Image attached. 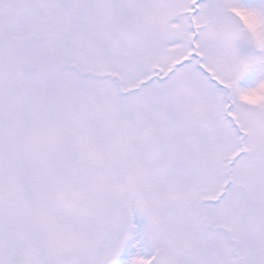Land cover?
<instances>
[{
    "label": "flooded vegetation",
    "instance_id": "af4514ba",
    "mask_svg": "<svg viewBox=\"0 0 264 264\" xmlns=\"http://www.w3.org/2000/svg\"><path fill=\"white\" fill-rule=\"evenodd\" d=\"M228 10L0 0V264H264V90Z\"/></svg>",
    "mask_w": 264,
    "mask_h": 264
},
{
    "label": "rangeland",
    "instance_id": "374dc122",
    "mask_svg": "<svg viewBox=\"0 0 264 264\" xmlns=\"http://www.w3.org/2000/svg\"><path fill=\"white\" fill-rule=\"evenodd\" d=\"M224 8L231 7L244 22V35L250 41L254 56L255 86L264 90V0H222ZM2 83H10V80ZM262 95L264 92L262 91ZM0 109H8L5 105ZM5 123H0V126ZM8 128V127H6ZM9 129V128H8ZM2 128L0 129V133ZM3 134H0V137ZM19 135V134H18ZM3 142V141H2ZM2 145L0 139V146Z\"/></svg>",
    "mask_w": 264,
    "mask_h": 264
},
{
    "label": "water",
    "instance_id": "95a60500",
    "mask_svg": "<svg viewBox=\"0 0 264 264\" xmlns=\"http://www.w3.org/2000/svg\"><path fill=\"white\" fill-rule=\"evenodd\" d=\"M130 16L124 17V19H129ZM225 20L227 21V31H237V29L241 26V18L235 14L233 11L228 10L225 12ZM20 19V11L15 12L13 15L6 18L7 23H16ZM233 28V29H232ZM226 31V33H227ZM10 264H21L19 262H12Z\"/></svg>",
    "mask_w": 264,
    "mask_h": 264
}]
</instances>
